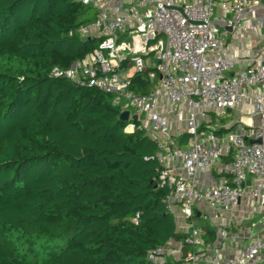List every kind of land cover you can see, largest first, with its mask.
Here are the masks:
<instances>
[{"label":"built area","instance_id":"obj_1","mask_svg":"<svg viewBox=\"0 0 264 264\" xmlns=\"http://www.w3.org/2000/svg\"><path fill=\"white\" fill-rule=\"evenodd\" d=\"M75 1L95 15L69 35L94 47L50 75L108 95L128 111L124 132L155 143L156 184L191 251L183 257L171 240L149 261L264 264V0ZM231 114V125L215 124ZM242 202L258 226L241 232ZM194 216L209 222L212 241Z\"/></svg>","mask_w":264,"mask_h":264},{"label":"trees","instance_id":"obj_2","mask_svg":"<svg viewBox=\"0 0 264 264\" xmlns=\"http://www.w3.org/2000/svg\"><path fill=\"white\" fill-rule=\"evenodd\" d=\"M94 15L0 0V264H157L148 252L171 240L191 251L155 187V143L124 132L108 95L50 75L94 47L69 35Z\"/></svg>","mask_w":264,"mask_h":264},{"label":"crops","instance_id":"obj_3","mask_svg":"<svg viewBox=\"0 0 264 264\" xmlns=\"http://www.w3.org/2000/svg\"><path fill=\"white\" fill-rule=\"evenodd\" d=\"M212 180H213L212 176H210V175L204 176V179H203L204 185L203 186L206 188L210 183H212ZM203 207H204V205H203ZM237 210L238 211L241 210V224L245 225V228L243 230H241V232L245 231L247 229L246 227L249 226V224H248L249 220L254 221L251 224L258 226L257 225V215L254 213H250L249 210H252V209H248L243 202L241 203L240 206L235 208V212ZM205 211H206V209H205ZM205 211L203 212V215H205L206 212L208 213V211H206V212ZM246 219H248V221H245ZM251 224H250V226H251ZM218 241H219V239L217 238L214 242L216 243ZM222 243H224V246H223L224 248L230 249V246H229L230 242L228 240L223 241ZM222 243L220 245H223ZM244 243H245L244 241H241V247L244 246ZM171 244L173 247H176L178 245L176 241L171 243ZM170 258H173V257H170Z\"/></svg>","mask_w":264,"mask_h":264},{"label":"rangeland","instance_id":"obj_4","mask_svg":"<svg viewBox=\"0 0 264 264\" xmlns=\"http://www.w3.org/2000/svg\"><path fill=\"white\" fill-rule=\"evenodd\" d=\"M91 13H92V11H91ZM222 36H220V35H218V38H221ZM131 71V73H132V71H133V69H131L130 70ZM125 106H126V108L127 109H129V110H131V112L133 113L134 112V109L133 108H131L130 106H129V104H125ZM235 119V116H234V114H231L230 116H226V118H224V119H222V120H220V121H217V119L215 120V124L216 125H219V124H223L224 126H229V125H231L232 123H233V120ZM238 125L239 124H237L236 125V127H238ZM245 221H248V219H246ZM195 222H196V224H198L199 226H201V227H209L210 225H209V222L206 220V219H204V220H195ZM252 222H254V221H251V220H249V223L248 224H251ZM243 228H245V225H243V224H241V226H238L236 229L237 230H239V229H243ZM206 231V230H205ZM3 233H0V236L2 235ZM1 250V249H0Z\"/></svg>","mask_w":264,"mask_h":264},{"label":"water","instance_id":"obj_5","mask_svg":"<svg viewBox=\"0 0 264 264\" xmlns=\"http://www.w3.org/2000/svg\"><path fill=\"white\" fill-rule=\"evenodd\" d=\"M127 118H128V111H123L119 114V120L121 122H126L127 121ZM137 119V116L136 115H132V120L135 121ZM249 182H247L248 184ZM155 187H157V185L155 184ZM198 216V215H197Z\"/></svg>","mask_w":264,"mask_h":264},{"label":"clouds","instance_id":"obj_6","mask_svg":"<svg viewBox=\"0 0 264 264\" xmlns=\"http://www.w3.org/2000/svg\"><path fill=\"white\" fill-rule=\"evenodd\" d=\"M126 131H130V129H126Z\"/></svg>","mask_w":264,"mask_h":264}]
</instances>
